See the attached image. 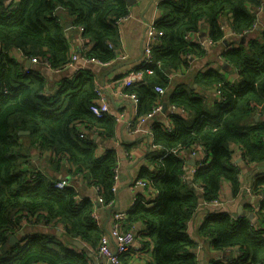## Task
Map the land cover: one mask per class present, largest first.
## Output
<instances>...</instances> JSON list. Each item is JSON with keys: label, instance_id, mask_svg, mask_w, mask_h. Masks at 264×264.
<instances>
[{"label": "trees", "instance_id": "1", "mask_svg": "<svg viewBox=\"0 0 264 264\" xmlns=\"http://www.w3.org/2000/svg\"><path fill=\"white\" fill-rule=\"evenodd\" d=\"M261 2L162 0V15L154 26L163 35L153 44L154 62L141 80L124 88L137 99L134 121L164 102L188 113L187 117L168 113L171 129L159 117L150 122L147 159L154 166H142L138 179L147 181L146 189H154L156 196H138L122 225L123 230L137 224L147 227L142 232L141 251L152 243L155 264H199L194 252L197 243L187 227L201 202L219 198L224 180L229 181L234 196L247 193L240 168L233 163L232 143L239 146L247 163L264 161V118L254 119L256 113H264V28L252 30L243 42L237 36L257 23L248 6ZM61 10L68 13L74 26L83 27V36L92 41L85 54L102 63L115 61L116 50L109 42L120 47L117 19L130 13L127 0H17L11 6L0 0V264H92L86 250L69 248L64 241L80 239L96 252L106 234L92 215L97 200L79 199L82 185L98 187L96 196L106 204L117 200L113 186L118 152L108 147L99 153L98 148L117 136L118 122L112 114L98 117L91 110L100 96L92 70L64 79L59 90L48 91L43 71L25 69L9 56L17 48L29 58L48 56L54 69L66 68L71 55ZM225 12L232 16L235 35L223 57L238 69L241 79L230 82L222 71L209 68L196 73L192 83H174L168 73L187 68L188 54H207L205 47L189 40L187 34L198 31L206 21L211 39L223 40L220 19ZM255 32L259 35L254 36ZM194 84L217 86L225 98L213 101L210 107ZM158 85L166 89L164 94L155 90ZM82 126L89 130L87 135L82 134ZM21 130L30 132L20 134ZM134 144L124 141L126 149ZM195 144L204 148L210 160L197 161L189 181L188 158L172 150L187 153ZM33 149L49 160L56 174L35 165ZM64 167L69 178H58ZM30 173L36 176L30 177ZM63 179L71 184L57 187L55 182ZM249 187L252 193L248 196H255L260 203L255 210L258 224L248 216L220 211L207 216L198 229L213 249L241 252L232 260L213 264H264V199L258 200L264 195V174H258ZM27 226L33 232L10 243V236H17ZM121 260L135 264V252Z\"/></svg>", "mask_w": 264, "mask_h": 264}, {"label": "crops", "instance_id": "2", "mask_svg": "<svg viewBox=\"0 0 264 264\" xmlns=\"http://www.w3.org/2000/svg\"><path fill=\"white\" fill-rule=\"evenodd\" d=\"M162 0H138L136 4L130 7V16L120 25V50L126 52L128 58L124 61L116 60L110 66H101L96 63H92L82 58L83 55V42L82 32L73 25L68 13L61 10V13L65 16L66 21V34L69 43V54H76L77 58L68 65L66 68L60 71H55L52 68L37 65L32 63L31 58L27 57L21 50L14 48L9 52V56L17 60L23 65V68H38L43 71L46 80L48 91L59 90L62 86L64 79H72L75 75L92 70L95 84L99 90L100 97H103L110 106L111 114L123 115V119L118 124L117 136L113 139H109L105 143L100 141L99 151L102 153L108 147H114L118 152L119 156V171H120V183L117 190L116 205L119 206V210L128 211V209L134 204V201L144 194L147 199L155 197V190L143 188L135 182L133 178L139 175L141 167L148 166L152 168L154 165L150 160L147 159V152L150 148L149 143L151 142L150 134L148 130L150 125H147L142 132L137 134H131L128 131V121L134 120L136 116V102L128 97L124 93V87H120L117 83V79L122 78L130 70L140 65L141 58L143 55L144 44L147 39V28L148 25L154 24L155 21L162 15V9L160 3ZM250 12L255 13L257 16V29L264 28V4L262 9L258 5L251 4L248 6ZM232 16L229 12H225L220 19L221 25L225 30V37L223 40L216 42L210 37L209 25L206 21L201 22L200 29L190 34V40L195 43L200 41L204 42V47L207 50V54L203 57H196L189 68L176 69L172 72V81L174 80L182 83H192L196 73L204 72L209 68H216L222 71L229 81L237 82L241 79L238 69L230 65L227 60L223 57V52L230 46L233 41L235 32L231 25ZM70 25V26H69ZM229 31L231 33L229 34ZM259 32H255L254 36H258ZM85 51V50H84ZM30 60L31 64L26 65V62ZM39 66V67H38ZM171 81V82H172ZM175 83V82H174ZM196 92L201 96L208 99L210 107L212 102L219 99L217 94V86L202 87L194 84ZM164 104V103H163ZM161 117V116H160ZM264 118V113H256L254 119ZM28 134V133H27ZM94 136V134L92 135ZM97 141L100 138H96ZM129 140L135 142L130 148L126 149L124 141ZM26 140H24L25 142ZM28 143V141H27ZM233 150V163L238 165L241 171V180L243 183V189L248 187L253 182L258 174H264V161L260 163H247L242 155V151L236 143L231 144ZM32 161L36 166H43L45 170L53 175L56 172L52 169L51 163H49L45 156H40L38 151L32 150ZM37 156V158H36ZM190 157V156H189ZM193 158H189L187 171L190 172L191 167L194 165ZM59 172L58 178H69L65 167ZM132 182V183H131ZM81 188L80 198L90 197L93 200H97V196L93 188L84 186ZM220 202L221 205L206 204L202 203L198 207L191 221L188 223V233L196 241V248L194 252L197 254L199 264H213L214 261H229L236 258L239 255L238 249H226V250H215L213 249L208 237H203L199 234L198 229L201 223L211 213L220 211H227L234 217L248 216L253 213L254 205L257 203L254 197L248 196L247 193L234 196L231 192V186L229 181L224 180L221 189ZM97 214L100 222L104 228L106 234L110 235L112 245L114 246V239L110 234L111 215H109V208L103 205L97 206ZM264 213V210H263ZM112 214V213H111ZM252 223H257V216L253 213ZM62 229V228H61ZM28 234L33 232L30 226L24 229ZM62 231V230H59ZM57 232L58 236L62 238L63 231ZM20 239L21 234H17ZM148 239V238H147ZM78 240V239H75ZM64 240L65 244L69 248L77 250H86L87 256L92 264H109L108 259L104 255L97 254L95 250L88 249L85 242L83 248H79L75 245L74 241ZM80 240V239H79ZM149 242V241H148ZM151 244L149 242L148 247H144V251L135 250V264H155L152 260L151 255Z\"/></svg>", "mask_w": 264, "mask_h": 264}, {"label": "built area", "instance_id": "3", "mask_svg": "<svg viewBox=\"0 0 264 264\" xmlns=\"http://www.w3.org/2000/svg\"><path fill=\"white\" fill-rule=\"evenodd\" d=\"M15 1H17V0H5V4H6V6H11L12 4H14ZM263 4H264V0H262V2L260 3V5H258V7L262 9ZM129 16H130V13L125 15V16L118 18L117 23L119 25H121L124 21H126L129 18ZM257 27H258V24L256 23L252 28L244 30L241 34H239L237 36L239 38H241L242 36H246L249 33H251L252 30L254 31ZM77 28L80 30V32L83 31V27L79 26ZM191 33H193V31H190L186 36L189 40H190L189 36ZM161 35H163L162 30H157L155 28L154 24L148 25L147 39H146L145 44H144L143 55L141 58L140 65H138V67L130 70V72L127 73L122 78L117 79V83L119 84L120 87L125 88L127 86L134 84L135 82L142 79L145 71H150V69L147 66L154 62V58H153V54H152L153 44H155V42L158 41V37H160ZM82 42H83L82 58L86 59L89 62L96 63L98 65L105 67V66H110L116 60L120 59L121 61H124L125 59L128 58V55L126 54V52L120 50V48H118V49L115 48L114 44L109 42L110 48H114L116 50L117 56L115 58V61L112 63H110V62H103L102 63L98 59H96L94 57L90 58L85 54L84 50H87L91 47L92 41L90 40V38L82 36ZM199 44L201 46H204V42H202V41H200ZM0 49H1V46H0ZM76 58H77L76 54L71 55V61H70L69 65L72 64V62ZM187 58H188V65H189L187 68H189L190 65L192 64L193 60L196 58V56L193 54H188ZM31 61L34 64L39 63L45 67L52 68V66H51L52 64H51L48 56L32 57ZM144 67H147V68H144ZM187 68H185V69H187ZM52 69L55 71L61 70L58 68L57 69L52 68ZM172 75H173L172 73H168V76L171 79H172ZM230 82H232V81H230ZM155 90L161 94H164L166 91V89L160 85L156 86ZM5 92H7V90H5ZM98 92H99V90H98ZM125 94L128 97L132 98L135 102H137V99H136L134 94H127V93H125ZM217 94H218V98H220V99L225 98L222 94V91L218 87H217ZM163 108H164V104L158 103L147 114L138 116L136 121H134L136 116H135L134 120L128 121L127 122L128 123L127 128H128L129 133L137 134V133L142 132V130L147 125H149L150 122L152 120H154L156 117L160 118V120L165 124V127L167 129H171L170 128V122H169L170 119L168 118V113H177V114H180L184 117L188 116V113L184 109H182L178 106H175V105H168L167 109L165 111L163 110ZM91 110L98 117H103L106 114H111L109 103L103 97H100V96L91 105ZM112 115H114L118 124L124 118L123 115H121V114H118V116H117V115L112 113ZM81 131H82V134H84V135H87L89 132V130L84 126L81 127ZM148 133L150 134V138H152V127L151 126H150V129L148 130ZM98 151H99V148H98ZM172 151L176 155L181 156L184 159H186V158H188V160H189V158L194 159L193 160L194 165L191 167L190 172L187 171L188 165L186 166V172L188 174V179L191 178L192 175L197 170V161H202L204 159H206L207 161L210 160V157L206 154L204 148L199 144H195L192 147V150H190L187 153L183 150L178 151L177 149H173ZM99 153H100V151H99ZM186 155H188V157H186ZM35 176H36L35 173H30V177H35ZM133 179L134 180H132V182H135V184H137L143 188H147V181H145L143 179H138V176H137V178L134 177ZM182 179L185 180L186 176L182 175ZM114 180H115V182H114L113 189L115 191H117L119 188V183H120L119 165L115 168ZM189 181H190V179H189ZM70 184H71V181L67 180V179L58 180L55 182V185L59 188L69 186ZM97 189H98V187L93 188V190L95 192H97ZM149 189H150V187H149ZM245 190L248 194L252 193L251 187H249V186L246 187ZM221 193H220V196H221ZM155 196H156V194H155ZM253 197L256 198L255 196H253ZM261 199H264V195H262V194H261V198H258V200H261ZM97 202H98V206L103 205L104 207H108V208L115 207V205H116V201H111L110 203L106 204L101 196H97ZM202 203H203V201H202ZM206 204L221 205L222 203L220 202V197H219V198L214 199L211 203H206ZM259 208H260V203L257 202L254 205L253 211L255 212V210H258ZM97 209H98V207L95 209V211L93 212L92 215L98 223H101L99 216L97 214ZM125 218H126V212L121 211V210H115L111 214L112 228H111L110 234L114 239V243H115L114 246L112 245L109 234H104L99 241V245H98V248L96 250V253L100 254V255H104L108 259L109 264H123L121 257L130 253V252L132 253L135 250H139L141 245H142V243H141L142 232H146L148 230L147 227L142 225V224L134 225L129 230H123L122 225L125 222L124 221ZM22 230H24V229H22ZM139 244H140V247L138 248ZM239 255H241L240 251H239Z\"/></svg>", "mask_w": 264, "mask_h": 264}, {"label": "water", "instance_id": "4", "mask_svg": "<svg viewBox=\"0 0 264 264\" xmlns=\"http://www.w3.org/2000/svg\"><path fill=\"white\" fill-rule=\"evenodd\" d=\"M127 2H128V5L129 6H133L134 4H136L137 2H138V0H127ZM70 26V25H69ZM231 33V31H229V34ZM245 38H246V36H242L241 38H240V40H241V42H243L244 40H245ZM31 60V59H30ZM30 60H28L27 62H26V65H30L31 64V61ZM167 106H168V104L166 103V102H164V108H163V110L165 111L166 109H167ZM30 131H27V130H21V131H19V133L20 134H26V133H29ZM95 139L96 138H98V135L97 134H95L94 136H93ZM37 157V156H36ZM115 210H119V206H115V207H111V208H109V215H111V213L113 212V211H115ZM234 216H236V215H234ZM254 217V214L253 213H251V214H248V218L250 219V220H252V218ZM60 233L62 232V231H59ZM20 234L23 236V235H26V234H28L26 231H24V230H22V231H20ZM17 242H19V239H18V237L16 236V235H14V234H12L11 236H10V243H17ZM74 243H75V245L76 246H78L79 248H83L84 247V243L81 241V240H75L74 241Z\"/></svg>", "mask_w": 264, "mask_h": 264}, {"label": "rangeland", "instance_id": "5", "mask_svg": "<svg viewBox=\"0 0 264 264\" xmlns=\"http://www.w3.org/2000/svg\"><path fill=\"white\" fill-rule=\"evenodd\" d=\"M207 103H209V101L207 100ZM37 158V157H36Z\"/></svg>", "mask_w": 264, "mask_h": 264}, {"label": "clouds", "instance_id": "6", "mask_svg": "<svg viewBox=\"0 0 264 264\" xmlns=\"http://www.w3.org/2000/svg\"><path fill=\"white\" fill-rule=\"evenodd\" d=\"M258 28V27H257Z\"/></svg>", "mask_w": 264, "mask_h": 264}]
</instances>
